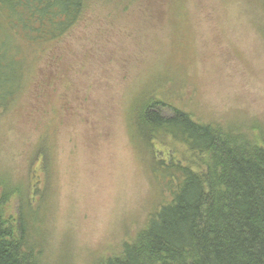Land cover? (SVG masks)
Masks as SVG:
<instances>
[{"label": "rangeland", "instance_id": "374dc122", "mask_svg": "<svg viewBox=\"0 0 264 264\" xmlns=\"http://www.w3.org/2000/svg\"><path fill=\"white\" fill-rule=\"evenodd\" d=\"M91 4L43 62V91L0 117V172L21 195H29L31 156L47 130L48 264L116 255L162 197L131 134L139 95L161 100L167 117L178 108L249 138L264 133V0ZM155 146L163 159L181 151L167 139Z\"/></svg>", "mask_w": 264, "mask_h": 264}, {"label": "trees", "instance_id": "16d2710c", "mask_svg": "<svg viewBox=\"0 0 264 264\" xmlns=\"http://www.w3.org/2000/svg\"><path fill=\"white\" fill-rule=\"evenodd\" d=\"M92 2L0 0V117L43 89L48 53L83 21ZM153 96H138L130 128L162 197L134 239L96 264H264V133L249 138L199 123L178 108L167 117ZM45 130L31 156L37 170L24 186L29 195L0 172V264H48L42 238L51 177ZM166 139L181 151L163 159L155 145Z\"/></svg>", "mask_w": 264, "mask_h": 264}]
</instances>
